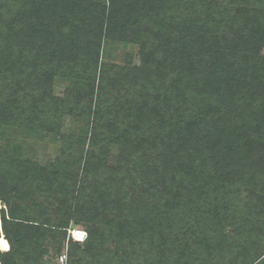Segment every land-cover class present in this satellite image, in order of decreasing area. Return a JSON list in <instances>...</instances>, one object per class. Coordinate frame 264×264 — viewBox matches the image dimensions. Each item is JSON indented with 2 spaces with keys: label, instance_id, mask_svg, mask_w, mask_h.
Instances as JSON below:
<instances>
[{
  "label": "trees",
  "instance_id": "16d2710c",
  "mask_svg": "<svg viewBox=\"0 0 264 264\" xmlns=\"http://www.w3.org/2000/svg\"><path fill=\"white\" fill-rule=\"evenodd\" d=\"M224 1L0 0L1 264H39L40 249L53 235L56 245L59 239L67 244V264H181L184 247L171 238L175 218L159 214L135 223L148 205L128 196L139 191L142 176L151 192L159 188L151 183L164 182L161 175L152 180L143 164L157 158L152 154L158 146L188 164L178 162L172 185L190 189L195 200L223 194L218 208L229 207L223 217L235 228L253 217L245 214L247 205L237 214L230 204L241 201L243 189L237 187L243 181L264 183V166L249 169L252 161L239 156L244 149L240 142L233 145L231 133L244 130L247 118L264 122V11L256 10L254 20L250 8L264 0ZM252 20L255 30L245 34ZM139 32L144 41L135 43L138 55L127 60L132 68L101 63L114 34L126 42ZM54 65L62 82H71L60 96L53 89ZM254 70L263 72L259 86L241 78ZM223 88L229 90L228 102L220 95ZM239 105L245 113L238 112ZM64 119L71 124L66 133ZM46 138L59 146L56 161L43 168L23 159L29 140ZM175 143L180 145L174 150ZM110 145L121 155L120 169L107 159L116 152ZM79 176L83 185L109 191L111 207L124 196L109 222L100 220L96 205L89 214L72 215L74 226L87 233L82 243L67 238L68 227L36 222L30 213L39 209L35 201L42 195L74 196ZM146 190H140L143 197ZM151 196L144 201L151 203L156 195ZM172 197L178 206L189 204L181 205L187 202L182 194ZM254 208L263 219L264 199ZM196 215L193 211L190 220ZM85 221L89 228L81 226ZM237 251L248 255L246 264L258 259L264 264V223L261 235L246 239Z\"/></svg>",
  "mask_w": 264,
  "mask_h": 264
},
{
  "label": "rangeland",
  "instance_id": "374dc122",
  "mask_svg": "<svg viewBox=\"0 0 264 264\" xmlns=\"http://www.w3.org/2000/svg\"><path fill=\"white\" fill-rule=\"evenodd\" d=\"M220 3L226 4L227 2L224 0H220ZM106 4L108 5V2ZM236 6L237 5H235L234 7ZM250 8H252V10H255L256 12H254L252 16L253 19H258L259 16L257 11H264V2L257 4L252 3L250 5ZM256 23L257 22L252 20L248 27L243 29L244 33L248 34L249 30H255ZM142 34L140 32L138 34L133 33L130 38H126V42L119 40V35L114 34V38H112L113 41L108 42L106 55L101 53V63L109 64L111 66V69L112 67H117L118 69L132 68L134 64H127V60L132 55L134 57L138 55L139 46L135 43L142 40L140 38ZM140 64L141 60L135 65L140 66ZM57 67L58 66L55 65L52 66V72L57 71L54 76V79L57 80V82L53 84V89H55V93L60 96L64 90L68 89V86L71 82H69V80H67L65 83L62 82L59 75V72L61 73V69ZM256 70L252 71L250 74H241V78L244 80L246 78L248 81H251L254 86H259V81L262 80L263 72L257 71L255 74H253ZM237 72H239V70H237ZM237 76L240 75L237 74ZM249 78H251V80H249ZM220 95L222 97V100L226 101L229 97V90H227V88H223ZM238 110L240 114L245 113V108H242L241 105H239ZM228 115L229 114H225V118L227 119V121ZM234 120L235 123L239 125L240 117H236V119ZM247 120L248 122L245 121L246 123H242L246 124L245 126H243L245 127L244 130H242L241 132L239 131L236 133H231V142L233 143V145L240 142L241 148L244 149V151L243 154L239 156L242 158L244 156H247V158L243 159H246L250 162L252 161L249 169L251 167L259 169L260 167L264 166V122H257L255 118H247ZM70 125L71 124H69V120L64 119L62 131L66 133ZM238 136L240 137L238 138ZM237 138L238 140L235 141V139ZM179 145V143L177 145L175 143L172 144V147L175 150L177 147H179ZM110 148L113 149L110 150L116 152L115 155H112L111 153L110 156L107 157V159L109 163L111 162L112 165L115 164L120 169L119 163L121 160V155L118 153V150H115L114 145H110ZM132 148L133 150H135V147ZM155 148H157L158 151L152 155L157 158H154L153 160L152 157L150 159H146L144 160L143 164L150 170L148 175H151L152 180L155 179L157 175H161L164 179V182H161V179H159V183H151V185L159 186V188H154L152 186L155 190L159 191L158 194H155L158 191L151 192L149 190H146L147 187L142 185V181L146 179L144 176H142V181H140L141 185H138L139 191L135 193L131 191L128 193V196H136L142 198V206H144L145 204L148 205L145 214H143L140 219H138V221L136 220L134 222H138V224H140L147 217L156 218L155 216L159 214H165L168 216V218L171 216L174 217L175 222L173 226H175L176 230L171 234V238L174 241H177L181 247H184L182 255L180 254L181 250L176 252L177 256L179 254L181 255V264H246L248 255L238 252L237 250L240 245H244L246 239H252L254 235L257 234L261 235L264 216L263 219L258 216V212H256L254 204L256 202L260 203L264 199V183H260L259 180L253 181L252 183L243 181L240 187H237L243 189L242 192H240L241 201L238 203L237 201L232 199L230 204L232 205V207L230 206L231 209L233 210L234 208L238 214V212L242 211L243 205H247L248 210H245V214L250 213L253 217L246 222L247 224L245 223V226L235 228L232 224V221L229 219V216L227 218L223 217L226 213L229 215V207L225 206L218 208L220 204L219 199L223 194L214 193L212 195V198H205L204 201L195 200L197 196H195V194H193L190 189L187 188L186 190H184L183 186L177 187L172 185V182L169 181V178L174 174L173 169L179 166L178 162L185 164V166L188 164H186L184 161L176 162L175 160L177 159V156H174L172 151H161L162 147L160 146ZM59 155L60 149L58 144L49 143L48 139L46 138L45 143H39L34 140H29L28 144L24 148L23 159H28L30 162L38 164L39 167L45 168L48 164L56 161V158L59 157ZM62 161L65 162L66 160L63 159ZM260 164H262V166H260ZM92 180L93 179H91V181ZM76 182L77 186L75 185V187L73 188L75 190L74 196H67V194L64 192L55 193L53 195L40 196L38 200L35 201L39 206V209H34V207L31 208V219L35 220L36 222L48 221L50 225H58L60 223V225H64L65 227H68V229L77 228L76 226H74L75 218L72 217V215L79 214L81 216H84L86 214H89L90 209H92L94 205H96L98 207L101 221L107 222L108 220L109 222L110 220H112L115 215V210L121 207L120 202L122 201L124 196L122 194L119 195L121 199L116 200V204L111 207L109 203L113 201L114 197L112 196L111 198H108L109 191L105 189L102 190V187L98 185H94L93 187L88 186L87 183L89 182H86L83 185L80 181V176L78 177ZM19 185L21 187L20 190H27V185H24L22 183H20ZM63 186L67 187L66 185ZM33 187L34 189L36 188V183ZM77 189H79L78 193ZM141 189L146 190L145 197L141 195ZM147 193L148 197L149 195H156L155 198L151 196V199L154 198L153 200L150 199L151 203L148 201H144V199H146ZM177 194H182L184 201H187H182L184 203L181 205L189 203L188 206H178L176 202H173L172 196H175ZM213 196L217 197L216 201L214 200ZM98 198L100 199V201L99 203H96ZM71 199H73V201H70ZM22 200L27 202V204L32 207V204L29 203V199L22 198ZM125 203H127V200H125ZM193 211H196L197 215L195 219H193L192 217V219L190 220V216ZM212 212L214 213V217L210 215ZM241 220L244 222V218H242ZM80 224H82L81 226L84 229L87 226L88 228L90 227V225L87 224L86 221ZM107 228H109L108 223ZM186 232L187 237L185 235ZM189 233H193V235H190ZM54 238H56L54 237V235L53 237H48L46 239V242L42 245L40 249L41 251L39 253V264H57V257L62 251L60 253L58 252L67 248V244L63 242L64 240L59 239L60 244L56 245V240ZM186 245H190L194 248H188L186 247ZM107 246L110 249L113 244H111L110 242V244ZM44 250L45 252H43ZM68 259L69 257L67 256V260ZM116 259H114V261ZM259 262L260 261L258 259L251 264H258ZM166 263L167 262H162L161 264ZM115 264L118 263L116 262ZM169 264H171V262Z\"/></svg>",
  "mask_w": 264,
  "mask_h": 264
},
{
  "label": "built area",
  "instance_id": "2783aa9c",
  "mask_svg": "<svg viewBox=\"0 0 264 264\" xmlns=\"http://www.w3.org/2000/svg\"><path fill=\"white\" fill-rule=\"evenodd\" d=\"M1 208L5 209V206L0 203V209ZM67 233H68V239H70L72 242L82 243L87 238V233L85 232V230L80 229L78 227L68 229ZM57 264H67L66 249L63 250V252L58 255Z\"/></svg>",
  "mask_w": 264,
  "mask_h": 264
}]
</instances>
